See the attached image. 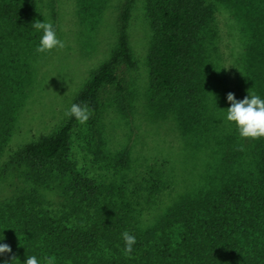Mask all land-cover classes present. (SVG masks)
I'll list each match as a JSON object with an SVG mask.
<instances>
[{
  "label": "trees",
  "instance_id": "1",
  "mask_svg": "<svg viewBox=\"0 0 264 264\" xmlns=\"http://www.w3.org/2000/svg\"><path fill=\"white\" fill-rule=\"evenodd\" d=\"M135 2L123 0L117 45L73 99L87 107L92 124L105 92L117 101L125 97L122 69L135 66L127 29ZM147 2L150 90L168 99L169 110H177L181 135L202 128L203 135L193 133L189 140L207 149L206 161L184 156L190 167L176 165L183 169L175 174L161 160L138 179L120 183L87 178L68 160L77 122L69 115L56 131L20 145L0 170V179L10 171L26 184L32 176L38 182L0 201V242L11 247L0 260L15 256L13 264H23L36 255L41 264H264V137H240L236 126L220 123L231 90L219 87V60L215 65L212 57L220 37L216 12L221 5L232 6L247 51L239 64L244 79L236 89L241 98L248 92L264 97V0ZM39 9L37 0H0V61L8 41L15 40L17 55L21 43H39L41 31L33 27L43 21ZM126 157L123 150L115 159L124 163ZM53 172L62 197L58 213L48 211L40 185ZM174 187L176 193L166 198ZM125 231L136 238L130 252Z\"/></svg>",
  "mask_w": 264,
  "mask_h": 264
},
{
  "label": "rangeland",
  "instance_id": "2",
  "mask_svg": "<svg viewBox=\"0 0 264 264\" xmlns=\"http://www.w3.org/2000/svg\"><path fill=\"white\" fill-rule=\"evenodd\" d=\"M37 1L43 21L54 23L64 47L37 52L39 43L34 46L21 43L23 51L17 55L16 51L20 50L15 40L2 46L0 170L20 145L60 128L69 116L67 112L77 92L117 45V16L123 0ZM147 3L136 0L128 23L135 66L122 69L127 85L124 99L117 101L111 92H105L96 122H90L88 111L87 120H77L71 132L68 160L75 172L96 181L120 183L130 176L138 179L137 175L147 166L161 160H167L164 166H172L175 174L183 169L176 165L190 167L184 156L193 155L198 164L202 158L206 161L207 149H197L189 140L193 133L203 135L202 128L196 126L197 132L190 129L185 136L181 135L177 110H169L168 99L150 90L146 55L151 29ZM236 12L232 6H219L216 17L220 37L214 42L218 49L212 52V57L215 65L221 66L218 74L223 80L219 87L228 86L236 98L242 99V91L236 88L244 79L242 73L238 75L239 64L247 51L241 27L236 24ZM220 123L235 126L225 118ZM123 150H127V157L124 163H119L115 157ZM35 170L30 173L35 174ZM54 175L51 173L40 185L41 188L44 185L48 211L58 213L55 209L59 208L62 197ZM36 178L29 177L26 184L19 174L6 172L0 179V201L22 189H33L38 184ZM177 187L166 198L170 199Z\"/></svg>",
  "mask_w": 264,
  "mask_h": 264
},
{
  "label": "clouds",
  "instance_id": "3",
  "mask_svg": "<svg viewBox=\"0 0 264 264\" xmlns=\"http://www.w3.org/2000/svg\"><path fill=\"white\" fill-rule=\"evenodd\" d=\"M33 27L41 31L37 52H45L53 48H63L64 41L57 36L56 28L51 22H36ZM226 101L230 102L226 108L224 118L229 122H234L240 137H264V97L248 92L242 99H237L233 92L226 93ZM80 122L87 120L89 112L86 106L73 103L67 112ZM125 242V251L130 252L135 243V236L125 231L122 233ZM3 235L0 236V241ZM9 244L0 242V255L10 252ZM15 256L11 259H2L0 264H13ZM23 264H41L36 255L25 257Z\"/></svg>",
  "mask_w": 264,
  "mask_h": 264
}]
</instances>
